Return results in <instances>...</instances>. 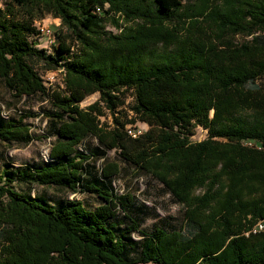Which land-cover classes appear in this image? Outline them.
Segmentation results:
<instances>
[{"label": "trees", "instance_id": "obj_1", "mask_svg": "<svg viewBox=\"0 0 264 264\" xmlns=\"http://www.w3.org/2000/svg\"><path fill=\"white\" fill-rule=\"evenodd\" d=\"M46 14L60 21L51 54L30 41ZM39 71L62 72L63 87L46 88ZM263 76L264 0H3L0 82L18 118L0 102V142L28 145L34 117L51 147L35 167L2 160L0 264H264V233L245 236L264 218V152L244 147L264 144ZM35 95L50 108L26 114ZM127 95L148 125L137 138L117 117ZM196 126L207 137L191 143ZM108 149L159 181L192 232L145 233L134 219L120 229L133 198L113 188L115 163L98 165ZM35 187L62 196L53 205ZM84 196L100 204L86 209Z\"/></svg>", "mask_w": 264, "mask_h": 264}, {"label": "rangeland", "instance_id": "obj_2", "mask_svg": "<svg viewBox=\"0 0 264 264\" xmlns=\"http://www.w3.org/2000/svg\"><path fill=\"white\" fill-rule=\"evenodd\" d=\"M187 1V0H186ZM193 1V0H190ZM3 6V0H0V7ZM36 27H44L54 32V30L59 26L60 21L53 18L51 15H43L35 23ZM107 30L114 31L112 28L107 27ZM54 40V38H53ZM30 41L35 43L39 48H45L47 53H53V44L49 43L48 38L45 36L31 37ZM44 85L46 88L54 89L57 87L62 88V72H50L47 74H42ZM261 83H264V76L261 78ZM98 99V94H92L86 97L81 103V108H86L88 105L96 102ZM0 102L5 108L10 110V115L12 118H18L17 115L13 114V108L18 103L13 99L10 94L5 90L0 82ZM132 102V97L127 95L126 103L119 108V115H117L120 122L124 124L123 130L127 127L142 129L143 133L148 129V125L145 123L138 122L135 120V115L129 109L128 103ZM23 110L26 114L34 115L42 110H47L50 108V104L46 102L43 98L38 95L26 98L23 102ZM104 114L98 116V127L102 130H110L113 128L112 116L106 109H102ZM25 121L29 124L30 132L32 134V142L28 145H5L0 142V165L2 160L7 158L9 162L17 164V166L28 165V166H38L40 164V153L44 152L48 141L44 140L46 138V133L48 131L46 121L40 120L39 118H26ZM207 137V131L199 126L193 129L192 135L189 140L191 143H198L203 141ZM97 145V141L94 138H88L80 145V148H85L88 151L93 150ZM7 147V148H6ZM51 146H49L50 149ZM246 148H251L252 150L258 152H264V144H259L256 146H245ZM50 154V150H49ZM105 163H115L118 166V173L112 177V186L117 192V194H130L133 198V206L128 209L124 215L119 212L115 221H119L121 224L120 229L128 226L130 224V219H134L139 223V229L145 233H150L155 228H161L167 232L172 230L180 231L183 235H187L192 232L193 228L188 226L184 220V207L175 202L172 196L167 193L163 185L150 175L138 172L133 166H129L124 163L118 156V151L115 149L106 150V159L103 163H98L102 166ZM91 164H94L91 161ZM15 188L19 191L24 189L15 185ZM201 191L197 190L196 194ZM34 195H41L46 201L53 205H56L62 194L53 189L52 187L40 188L35 187L33 190ZM81 202L86 209H92L98 204L100 200L95 196H84L81 198ZM249 220V218L247 217ZM258 222H262L263 229L256 233H245V236L256 235L258 233H264V218L251 223L252 225H247L249 230H253ZM140 235L137 233L132 234V239L136 242L140 240Z\"/></svg>", "mask_w": 264, "mask_h": 264}, {"label": "built area", "instance_id": "obj_3", "mask_svg": "<svg viewBox=\"0 0 264 264\" xmlns=\"http://www.w3.org/2000/svg\"><path fill=\"white\" fill-rule=\"evenodd\" d=\"M97 11H99V9H97ZM40 33L44 36H46L49 40V43H52L53 41V32L50 31L47 28L44 27H38ZM6 114V113H5ZM126 132V134L128 136H130L131 138H137L139 135L142 134V129H137V128H132V127H127L124 130ZM48 141V140H47ZM245 146H256L259 145L258 143H252V142H246L244 143ZM47 147L45 148L44 152L40 153V158L43 161H48L49 160V146H50V142L48 141V144L46 145ZM263 229V224L262 222H258L256 224V226L253 228V230H249L248 232H252V233H256V232H260ZM247 232V233H248Z\"/></svg>", "mask_w": 264, "mask_h": 264}]
</instances>
